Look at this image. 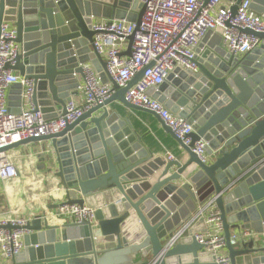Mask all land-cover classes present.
I'll list each match as a JSON object with an SVG mask.
<instances>
[{"label":"water","instance_id":"95a60500","mask_svg":"<svg viewBox=\"0 0 264 264\" xmlns=\"http://www.w3.org/2000/svg\"><path fill=\"white\" fill-rule=\"evenodd\" d=\"M228 1L235 15L243 0ZM250 1L251 10L264 15V0ZM143 12L134 0H0V34L3 23L12 24L14 42L20 46L14 66L7 68L31 82L34 112L46 121L66 113L70 93L78 86L73 73L82 75L80 64L89 62L103 72L97 57L83 59L77 52L91 47L93 19L125 20L137 29ZM245 33L260 43L236 56L221 47L218 34L208 32L195 49L196 72L175 69L151 95L192 126L189 146L155 113L125 102L126 91L141 79L142 70L124 88L112 83L114 94L60 132L0 148L6 153L22 144L49 141L54 175L67 199L59 205L93 210L92 221L61 227H49L44 217L28 221L18 228L28 233L23 237L26 251L12 264H214L193 229L176 233L210 199L219 212L230 263L264 264V33ZM168 85L172 90L166 93ZM11 88L17 89L15 105L20 107L25 103L23 87ZM114 101L154 115L187 161L152 160L129 118L108 111ZM199 140L206 142L211 160L201 162L191 150ZM243 231L250 235L243 237Z\"/></svg>","mask_w":264,"mask_h":264},{"label":"built area","instance_id":"2783aa9c","mask_svg":"<svg viewBox=\"0 0 264 264\" xmlns=\"http://www.w3.org/2000/svg\"><path fill=\"white\" fill-rule=\"evenodd\" d=\"M134 1L144 7L138 28L125 20L93 19L91 51L103 63L104 74L118 89L126 87L144 70L141 79L126 91L125 102L155 113L179 141L189 146L191 140L188 136L193 132L192 126L186 119L171 113L151 95L175 69L196 72L195 49L208 32L218 34L222 46L230 54L242 56L256 48L259 39L246 34L245 30L264 33V15L251 10L250 0L241 1L235 15L230 12L232 3L228 0H209L206 4L203 0ZM15 37V28L9 23H3L0 34V148L60 132L84 111L101 104L115 93L114 88L100 81L89 63L80 64L82 75L73 73V76L78 79L75 91L81 96L82 104L79 105L75 98H71L65 105L64 115L46 121L40 112H34L30 104L31 82L7 68L14 66L20 53V46L14 42ZM128 48L129 55H126ZM16 84L23 87V105L28 104L26 109L17 112L12 111L7 103V93ZM206 146L205 141L199 140L191 148L201 162L207 161ZM168 159L173 158L169 155ZM16 177L17 171L9 156L0 153V181ZM56 211L73 222L93 219V210L86 206L58 205ZM27 222L25 219L0 214V254L5 262L12 261L22 252L25 232L18 228ZM198 222L204 225V231L194 234V237L205 246L213 263L231 264L219 212L213 199L199 207L178 233L190 229ZM241 235L247 237L249 233L243 231ZM177 238L174 237L170 245L175 244ZM232 238H236V235L233 234Z\"/></svg>","mask_w":264,"mask_h":264},{"label":"crops","instance_id":"0c3cea01","mask_svg":"<svg viewBox=\"0 0 264 264\" xmlns=\"http://www.w3.org/2000/svg\"><path fill=\"white\" fill-rule=\"evenodd\" d=\"M93 1L108 4L113 0ZM134 12L137 14L138 11L135 10ZM10 25L14 27L12 24ZM212 39L213 37L211 36L208 43H210ZM220 45L224 49L222 44ZM77 52L83 59L94 56L91 47L89 51L82 47ZM89 64L91 65V63ZM94 71L96 72L95 69ZM15 73L18 74L17 72ZM96 73L100 78V73L103 72ZM102 79L103 80L100 78L102 83L113 88V84L108 78L103 77ZM171 90L172 86L168 85L165 92L169 93ZM17 98V89L10 88L7 93L9 108L15 112L20 109H26L28 104L21 105L20 107L15 105ZM71 98H75L79 105L82 104V98L76 91L70 93V99ZM107 109L119 115V118H129L133 134L140 138L142 149L152 157V160L169 161L168 156L170 155L173 158L172 160H179L181 164L187 161L188 156L181 149L175 137L165 130L154 115L144 111L128 109L117 101L112 102L107 106ZM6 154L9 156L17 171V177L7 181H0V214H5L16 219H25L27 221L33 220L36 217H44L48 222V226L52 228L61 227L63 224L73 222V220L68 217L60 216L57 213L58 211H56V206L65 202L67 199L64 197L60 178L54 175L56 165L53 161L54 153L50 142L39 141L22 144L8 150ZM205 155L207 161L211 160L212 156ZM174 170L175 169L170 170L168 175H171ZM160 171H162V168H160ZM160 171L154 174V178L158 176ZM186 178L187 175L185 174L183 180L186 181ZM154 180L155 179H152V182H154ZM137 182L141 181L139 180ZM194 214L195 212L181 223L176 233L181 230L185 223L193 218ZM190 229L194 230V234L202 233L204 231V225L198 222ZM44 240L46 242V238ZM25 251L26 247L23 240V250L16 258L20 259ZM14 260L15 258L10 262H5L0 254V264H12Z\"/></svg>","mask_w":264,"mask_h":264}]
</instances>
